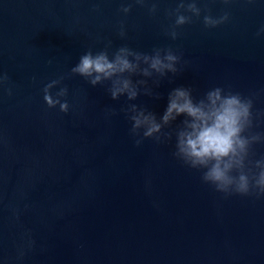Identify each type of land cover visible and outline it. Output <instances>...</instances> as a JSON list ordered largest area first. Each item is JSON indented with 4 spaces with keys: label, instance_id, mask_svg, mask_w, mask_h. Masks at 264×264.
<instances>
[{
    "label": "water",
    "instance_id": "95a60500",
    "mask_svg": "<svg viewBox=\"0 0 264 264\" xmlns=\"http://www.w3.org/2000/svg\"><path fill=\"white\" fill-rule=\"evenodd\" d=\"M122 2L0 0V73L10 78L0 86V264H264V198L225 197L204 184L173 156L174 134L137 147L120 111L136 103L159 118L173 88L190 86L199 97L219 86L257 93L253 111L264 112V37L256 36L264 0H233L229 23L205 29L194 20L175 41L163 29L177 0H159L155 16L138 5L125 15ZM200 6L213 15L226 7ZM109 39L111 51L170 46L190 64L154 87L160 99L114 101L107 83L93 87L70 74L85 51ZM60 76L67 114L43 100L44 85ZM109 108L118 115L108 117ZM256 123L264 132V117ZM254 152L264 155V144Z\"/></svg>",
    "mask_w": 264,
    "mask_h": 264
},
{
    "label": "clouds",
    "instance_id": "9594fccd",
    "mask_svg": "<svg viewBox=\"0 0 264 264\" xmlns=\"http://www.w3.org/2000/svg\"><path fill=\"white\" fill-rule=\"evenodd\" d=\"M202 0H177L176 7L165 10V15L174 20L164 27V35L175 41L180 36V29L200 20L205 29H215L231 20L228 10L233 0H221L226 7L219 15H213L210 8L200 6ZM253 3L254 0H247ZM134 5L147 8L148 14L155 16L159 11V0H124L119 11L125 15ZM93 11H99L94 7ZM118 36L127 38L123 22L120 23ZM257 37H264V23L256 32ZM113 41L107 40L103 49L93 51L89 48L70 69L72 76L82 77L95 87L107 83V92L117 101L126 97L127 101H136L144 95L160 99L161 94L154 91L164 79L171 83L184 66L190 61L183 59V53L172 47H155L151 52H141L123 44L114 51ZM171 74V76H169ZM134 77H142L136 78ZM35 79V77L33 78ZM65 76H60L46 83L42 89L43 100L48 108H56L67 114L70 105L65 99L68 86ZM151 80V85L149 84ZM10 82L7 73H0V86ZM59 88L54 94L52 90ZM7 94L12 95V88L7 87ZM192 87L179 86L168 93L167 106L158 118L146 106L128 103L121 108L131 122L129 130L137 147L145 139L157 144L165 143L175 135L173 156L190 169L201 172V181L210 185L225 197L232 195L264 198V155L258 159L254 146L264 144V132L254 131L256 123L264 112H254L257 93L243 95L230 88L213 87L194 96ZM108 117L118 115L115 109H106ZM179 117L180 123L172 129ZM169 128L171 131H164ZM31 243V242H30ZM23 256V251L20 252Z\"/></svg>",
    "mask_w": 264,
    "mask_h": 264
}]
</instances>
